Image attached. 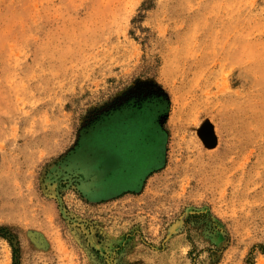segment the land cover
<instances>
[{"label": "rangeland", "instance_id": "374dc122", "mask_svg": "<svg viewBox=\"0 0 264 264\" xmlns=\"http://www.w3.org/2000/svg\"><path fill=\"white\" fill-rule=\"evenodd\" d=\"M0 264H264V0H0Z\"/></svg>", "mask_w": 264, "mask_h": 264}]
</instances>
